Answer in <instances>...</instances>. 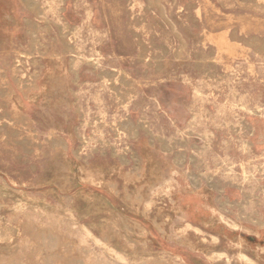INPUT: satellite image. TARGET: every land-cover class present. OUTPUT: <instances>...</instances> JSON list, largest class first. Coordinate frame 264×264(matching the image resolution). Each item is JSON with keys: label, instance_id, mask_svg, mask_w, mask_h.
I'll use <instances>...</instances> for the list:
<instances>
[{"label": "rangeland", "instance_id": "obj_1", "mask_svg": "<svg viewBox=\"0 0 264 264\" xmlns=\"http://www.w3.org/2000/svg\"><path fill=\"white\" fill-rule=\"evenodd\" d=\"M35 1L0 0V257L57 221L118 262L264 264V0Z\"/></svg>", "mask_w": 264, "mask_h": 264}, {"label": "bare ground", "instance_id": "obj_2", "mask_svg": "<svg viewBox=\"0 0 264 264\" xmlns=\"http://www.w3.org/2000/svg\"><path fill=\"white\" fill-rule=\"evenodd\" d=\"M24 1L28 5L32 4V0ZM221 44L223 45V43ZM58 224L59 222L52 221L49 225L41 227H35L31 224L24 225V231L29 237L28 243H30V246L28 250L30 253L29 260L31 264H129L121 260L118 262V260L113 259L112 254H109V252L106 255L97 254L93 251L94 249L92 250L89 247H85L82 243H79L68 235L64 236V234L60 232ZM109 227L110 229H115L114 225ZM74 231H76V229ZM1 237L9 240L13 236L11 232L5 230L3 234H1ZM82 238L83 235L81 239ZM7 259L8 262L5 257H0V264H19L17 257H10ZM137 264H150V262L142 261Z\"/></svg>", "mask_w": 264, "mask_h": 264}]
</instances>
